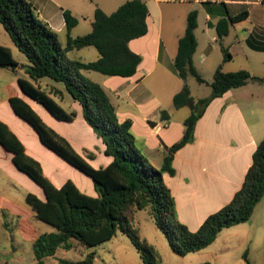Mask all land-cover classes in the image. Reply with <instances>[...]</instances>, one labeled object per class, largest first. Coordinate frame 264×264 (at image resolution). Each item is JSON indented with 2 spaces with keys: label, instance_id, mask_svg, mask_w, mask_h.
I'll use <instances>...</instances> for the list:
<instances>
[{
  "label": "trees",
  "instance_id": "trees-1",
  "mask_svg": "<svg viewBox=\"0 0 264 264\" xmlns=\"http://www.w3.org/2000/svg\"><path fill=\"white\" fill-rule=\"evenodd\" d=\"M149 14L143 0H126L111 13L95 8L91 29L78 36L70 31L78 19L68 10H63L66 41L62 44L57 32L43 22L29 0H0V23L16 47L26 56L24 71L27 78H18L24 95L42 106L55 119L73 121L77 111L61 105L63 92L81 107L82 116L97 137L105 145V155L112 160L105 166L93 167L88 160L93 153L83 155L55 129L49 126L20 96L9 98L14 113L23 119L39 137L40 142L53 153L87 175L95 193L88 194L70 179L60 186L54 185L44 174L40 162L26 153L25 147L8 125L0 120V144L12 154V162L41 186L44 198L28 192L26 203L34 215L54 227L53 231L38 234L32 242L36 264H44L46 258L54 256L61 248L66 251L74 243L90 247L113 238L118 231L125 233L137 250L143 264H159L160 257L154 247L140 239L131 227L135 213L146 209L155 226L167 239L171 250L180 256L195 252L211 244L221 230L250 220L255 205L264 195V137L252 153L242 185L231 200L209 214L192 231L181 222L176 213L175 200L163 181V173H173V153L191 141L194 127L207 104L230 89L241 87L250 81L264 82V76H256L241 69L225 72L219 64L209 83L202 77L193 63L196 49L194 29L197 11L187 14L186 27L178 39L173 65L183 81L182 88L172 97L174 108L188 106L189 115L184 119L182 137L169 147L162 165L154 167L136 145L131 131V120L120 119L105 89L90 79L85 72L95 71L104 75L131 77L141 61L139 54L130 50L129 40L147 32L146 18ZM248 19V11L242 9L235 15L220 18L216 33L223 61L231 54L222 44L228 34L229 25ZM92 46L97 52L93 61H83L70 56V52ZM19 63L13 58L11 49L0 44V67L15 71ZM193 77L199 84L210 86L208 96L195 98L187 84ZM47 78L61 87H45L40 80ZM168 116L161 111V118ZM94 252L82 259L58 258L56 264H93ZM245 264H250L247 252L243 254ZM198 264H210L204 261Z\"/></svg>",
  "mask_w": 264,
  "mask_h": 264
},
{
  "label": "crops",
  "instance_id": "crops-1",
  "mask_svg": "<svg viewBox=\"0 0 264 264\" xmlns=\"http://www.w3.org/2000/svg\"><path fill=\"white\" fill-rule=\"evenodd\" d=\"M29 1L35 7L39 18L57 32L58 37L64 33L66 41L64 9H68L78 19L77 25L87 21L89 31L96 7L111 13L126 0ZM143 1L149 10L146 18L147 32L128 42L130 50L139 54L141 61L133 76L109 78L112 84L108 87L109 91H105L118 117L131 120V131L136 145L148 161L159 168L167 147L182 137L183 122L190 113L188 106L176 109L172 104L173 95L183 85L173 65V58L177 52L178 39L185 31L187 14L192 10L197 11L193 63L202 77L204 70L213 76L219 64L225 72L244 69L263 77L264 0ZM242 9L248 11V19L229 25L228 34L223 37L222 44L229 50L231 58L223 61L215 24L220 18L235 15ZM69 54L76 58L71 52ZM18 63L16 70L12 71L14 77L0 89V120L20 139L26 153L40 162L44 174L50 179L45 166L49 169L55 167V153L51 150L45 152V146L34 130L14 113L9 103L12 96H20L28 101L41 118L64 136L78 152L83 155L86 154L85 150L92 152L94 156L89 162L94 167L107 165L112 157L105 155L104 143L84 120L78 102L63 92L61 102H67L68 110L74 108L77 114L73 121L54 120L55 125L51 124L53 120L50 117L53 116L45 114L44 110L38 108L35 105L37 103L29 100L21 90L18 78L28 79L24 71L27 62ZM203 78L207 83L211 81ZM40 82L45 87L55 85L62 88L61 84L47 78L41 79ZM207 83L200 85H208ZM263 83L250 81L213 98L196 121L193 139L173 153V173H163V181L175 200L177 216L192 231L196 230L209 214L227 204L242 185L251 164L252 153L264 137V111L260 109V101L249 93V87ZM185 108L189 109L188 113L183 110ZM162 110L168 114L164 119L161 118ZM27 143L39 146L33 149ZM19 171L12 162V154L0 144V180H6L0 181V209L16 214L29 213L27 206L22 205L16 193H13L14 190L24 187L25 199L29 192L23 182L17 179L22 176ZM64 181L57 184L51 182L60 186ZM73 182L83 192L95 193L92 182Z\"/></svg>",
  "mask_w": 264,
  "mask_h": 264
},
{
  "label": "rangeland",
  "instance_id": "rangeland-1",
  "mask_svg": "<svg viewBox=\"0 0 264 264\" xmlns=\"http://www.w3.org/2000/svg\"><path fill=\"white\" fill-rule=\"evenodd\" d=\"M88 29L87 21H82L72 28L70 34L72 36L82 35ZM59 38L64 43L65 34H59ZM0 44L10 47L13 58L16 61L27 62L26 56L16 47L1 23ZM71 53L72 56L83 61H93L97 58V52L92 46L83 47ZM85 74L93 81L99 83L106 91H109L108 87L112 84L109 78L112 76L95 71H86ZM203 74V77L212 79V74H209L207 70H204ZM12 77L14 76L10 68L0 67V89ZM187 84L192 94L199 97H205L211 91L209 85H200L193 77L188 78ZM249 90L253 98L260 101V109L264 111V83L249 87ZM60 103L65 109H69L67 102ZM35 105L44 110L45 114H50L40 105ZM183 110H186L187 113L189 112L188 108ZM50 118L53 120L51 124L55 125L57 119L54 117ZM27 144L33 149L39 146L32 143ZM44 150L45 152L47 150L50 152L46 147H44ZM53 156L55 158V167L53 166L52 169H49L45 166L46 174L52 182L57 184L65 179L88 184L92 182L87 175L70 165L64 159L56 154H53ZM19 172L22 176L17 179L23 182V186H26L29 192L44 198L41 186L35 183L24 172ZM0 181L4 182L6 180L1 179ZM23 191L25 189L21 187L14 190L13 193H16L22 205L27 206L29 213L16 214L10 213L6 209H0V264H36L32 248L33 240L40 233L54 230L53 226L34 215L33 210L24 199ZM131 227L137 231L140 239H144L154 247L160 257L159 264H198L204 261H208L210 264H245L243 257L245 251L247 252L250 264H264V196L255 205L249 221L238 223L222 230L211 244L197 252L187 253L183 256L177 255L171 250L167 239L155 226L152 216L146 209L135 213ZM89 252H94L93 264H143L129 237L121 231H118L113 238L95 246L84 248L74 243V247L68 251L59 248L54 256L45 259L44 264H56L58 258L79 260Z\"/></svg>",
  "mask_w": 264,
  "mask_h": 264
}]
</instances>
